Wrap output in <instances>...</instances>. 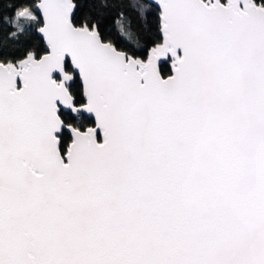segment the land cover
Returning <instances> with one entry per match:
<instances>
[{
	"label": "snow or ice",
	"instance_id": "obj_1",
	"mask_svg": "<svg viewBox=\"0 0 264 264\" xmlns=\"http://www.w3.org/2000/svg\"><path fill=\"white\" fill-rule=\"evenodd\" d=\"M0 264H264V0H0Z\"/></svg>",
	"mask_w": 264,
	"mask_h": 264
}]
</instances>
